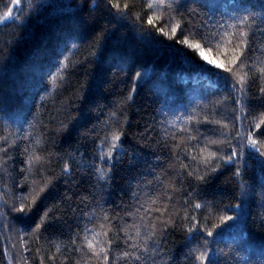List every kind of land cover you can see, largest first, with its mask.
I'll list each match as a JSON object with an SVG mask.
<instances>
[{
  "label": "trees",
  "instance_id": "obj_1",
  "mask_svg": "<svg viewBox=\"0 0 264 264\" xmlns=\"http://www.w3.org/2000/svg\"><path fill=\"white\" fill-rule=\"evenodd\" d=\"M238 29L249 32L244 68L238 35H226ZM254 65L264 67V0H20L0 26V264H105L85 242L105 216L107 264H200L202 252L206 264H264ZM113 134L120 148L101 160ZM132 225L149 250L126 262Z\"/></svg>",
  "mask_w": 264,
  "mask_h": 264
},
{
  "label": "snow or ice",
  "instance_id": "obj_2",
  "mask_svg": "<svg viewBox=\"0 0 264 264\" xmlns=\"http://www.w3.org/2000/svg\"><path fill=\"white\" fill-rule=\"evenodd\" d=\"M14 3L19 4L20 0H14ZM148 6H149V8L152 7L151 4H149ZM125 7H126V5H125ZM11 11L12 10L9 9L3 15H0V21H4V20L8 19L11 16ZM249 19H250L249 17H243V18H241L239 20L238 23L240 25H243L244 29H247L248 28ZM149 23H152V21L149 20ZM229 27L230 28H235L236 25H229ZM179 28H180V24L177 23L175 25V27H173L171 29L172 34L174 35L176 33L177 29H179ZM159 30L163 33V35L169 36L168 32H164L163 29H159ZM226 35H229L231 37H236L238 35L239 39H238V42L236 43V48L239 50V53L235 57V59L233 60V64H236L237 61H239L240 62L239 63V67L240 68H244L245 67V63H244L242 58L244 57L245 51H247L248 48H249V44H248L249 32L245 31L243 29H238L236 33H231V34H226ZM169 38H172V36H169ZM229 42H231V40ZM181 43L185 44L189 48H192L193 50H199L201 48V44H199V43H195V44L189 43V41L187 39L181 41ZM205 43H207L206 40H205ZM200 55H201V59H204L202 52L200 53ZM206 62L208 64H210V65H214L216 68H223L224 67V65L217 64L213 60H207ZM254 68H255V71H257V72H259L261 74V78H264V67L258 66V65H254ZM226 70L227 71H231V69H226ZM247 75L248 74L245 73L244 75H239L238 76V81L237 82L241 85V88H243V85L247 83V81L245 79V77ZM261 91L264 92V88H262ZM261 123H264V121H261ZM260 127H261V124H257L256 125V128H260ZM4 139L6 140L7 138L5 137ZM249 139H250V143L255 147L257 142L255 140L251 139V134L249 135ZM119 140H120V135L119 134H113L112 142L110 143L109 150L107 152H102V154L100 156L101 160H107V161H111L112 160L113 152H115L118 148H120ZM37 143H39V141H37ZM211 143H216V141H212ZM211 155L214 156L216 154L215 153H211ZM235 155H236V153H233L232 155H229L227 157V160L228 161H232L234 159ZM261 155H264V153H261ZM40 159L41 158L38 157V156L37 157H32L29 160V164H31L34 160L38 161ZM117 159H118V157H117ZM110 170L111 169L109 168L108 171H110ZM64 171L65 172L68 171V166L67 165H65ZM97 171L99 172L101 179L105 178L106 172H105L104 169H97ZM237 175H238V173H237ZM199 179H203V177H199ZM194 207L195 208H200L201 205L200 204H195ZM20 210L22 211L23 209H20ZM189 219L191 220V219H195V218L194 217H189ZM227 219L231 220L232 217H227ZM104 220L108 222L109 226L106 228L105 225H103V224L100 225V227H101V229L103 231L102 232L93 231L91 239H89L88 236H85V242L87 244L88 249L91 250L96 257H100L101 254H103V260H104L105 264H107V262L109 260L108 252L111 249L113 241L110 240V239H107L106 240L107 247L101 245L99 248H97V244H100V241L97 240V237L103 235L106 238L107 235H108V232L112 230L111 226H110L109 218L107 216H105ZM129 227L130 228H135V236H131V235L127 234L128 231H129V228L122 229V231L125 232V243L128 245V248L130 250L122 252L120 254V256L118 257V259L125 260L126 262L129 259H134L136 261H140L141 260V256L138 254V250L143 249L145 252H147L149 249H148L146 243H141L139 241V238L141 236V232H140L139 226L132 225V226H129ZM145 227L154 229V228H156V225L155 224H147V225H145ZM164 227H167L166 223L164 224ZM196 229H198V224H193L191 227L188 228V231L190 233H193L194 230H196ZM161 231H162V229H161ZM155 235H156L155 232H149L146 235V240H152ZM208 235L211 236V235H213V233L211 231H209ZM192 238L195 239L196 236L193 235ZM94 241H95V243H94ZM157 247L158 246L153 247L152 251L155 252L157 250ZM195 259L200 261V264H206V261L209 258H208L206 253L202 252L198 256H196Z\"/></svg>",
  "mask_w": 264,
  "mask_h": 264
},
{
  "label": "water",
  "instance_id": "obj_3",
  "mask_svg": "<svg viewBox=\"0 0 264 264\" xmlns=\"http://www.w3.org/2000/svg\"><path fill=\"white\" fill-rule=\"evenodd\" d=\"M16 3H14V0L12 1L11 5H10V8L12 11H11V14L13 12V9L15 7ZM9 19V18H8ZM8 19L4 20V21H0V26L3 25Z\"/></svg>",
  "mask_w": 264,
  "mask_h": 264
}]
</instances>
